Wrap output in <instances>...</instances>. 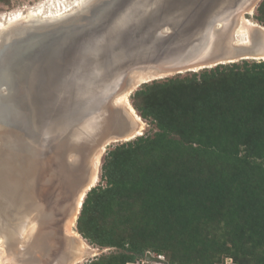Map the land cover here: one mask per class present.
Here are the masks:
<instances>
[{"label":"water","instance_id":"95a60500","mask_svg":"<svg viewBox=\"0 0 264 264\" xmlns=\"http://www.w3.org/2000/svg\"><path fill=\"white\" fill-rule=\"evenodd\" d=\"M256 1L84 0L60 17L5 24L0 33V200L12 217L3 229L7 247L14 244L19 254L17 263H27L31 253L43 262L55 244L63 243L55 232L62 210L46 209L34 197L37 187L51 181L41 176L46 142L56 139L55 156L75 157L68 167L70 183L80 193L87 189L84 197L94 187L87 165L93 150L137 132L128 112L109 108L120 88L134 84L125 75L181 74L260 61L261 30L262 35L259 30L248 34L246 46L234 39L237 20L249 15ZM32 223V241L21 246V233ZM65 245L56 264L72 258ZM145 260L167 264L150 253Z\"/></svg>","mask_w":264,"mask_h":264},{"label":"trees","instance_id":"16d2710c","mask_svg":"<svg viewBox=\"0 0 264 264\" xmlns=\"http://www.w3.org/2000/svg\"><path fill=\"white\" fill-rule=\"evenodd\" d=\"M255 19L264 28V0ZM158 81L133 96L157 132L109 151L106 188H91L81 205L78 234L122 250L89 264H130L146 253L167 264H264V61ZM125 226L138 236L114 242Z\"/></svg>","mask_w":264,"mask_h":264},{"label":"rangeland","instance_id":"374dc122","mask_svg":"<svg viewBox=\"0 0 264 264\" xmlns=\"http://www.w3.org/2000/svg\"><path fill=\"white\" fill-rule=\"evenodd\" d=\"M48 1L49 0H0V16L1 15L2 16H9V15L14 14L15 12L16 13L20 12L22 14V20L26 21L27 19L28 20L30 19L29 16H30L31 11L34 12L39 7L45 5L46 3L48 4ZM261 1L262 0H257L252 5V7L249 8V15L248 14H241L239 20H237V22L235 24V34H234L236 44L245 43L246 41L243 40L244 37H248V34L253 32V31H258V30L260 31L261 30L264 33V28L262 29V26L255 19L256 8ZM72 2H73V0H68L67 2H65V6L68 7ZM48 8H50V7L47 6V7H45V9L43 8L45 11V14L46 13L47 14L48 13H52V14L58 13V10H55V9L50 10ZM44 16L45 15H43L42 17H44ZM262 32H261V35L263 34ZM260 61H262V59ZM260 61H257V62H260ZM199 71L200 70H197L195 72H199ZM189 73H191V72H183L179 75L183 77ZM134 76L128 75V74L125 75V79L129 78V77L134 79L133 80L134 84L133 85L131 84L132 88L131 87L130 88H123L121 86L122 88H120L117 91L115 98L117 99L118 97L124 96L123 94H127L126 100L129 104V106L131 107V109H133V111L135 112V115H137L140 119V122H138V123H136L133 120V125L135 127V131H137V132L140 131L139 132L140 135L135 136L131 140H120L117 142H108L107 145L101 143V144H99L101 146H97L95 148V150H93V152L90 154L89 163L87 162V165L91 166V172H92L91 175H93V173H94L95 162L96 161L98 162V167L96 169L97 172H96V174H94V175H97L98 181L94 185V187L96 188V190H99V191H103L106 188V181L101 178V166H102V163L104 161V157L106 156V154L118 145L126 144L128 142H133L134 140H136L139 137L151 138L157 132V128L155 127V124L152 123L151 120L145 121L142 118H140L138 112L133 107L134 93L136 91L140 90L142 88L143 84L145 83V82L144 83L139 82V84H137L136 79L140 75H134ZM154 77L149 78L150 80L148 79L146 84L149 85L151 83V81H153V80L158 81V80H164L167 78H175V77H178V74L170 73V74H162L160 76H154ZM158 82H161V81H158ZM127 91H129V92H127ZM153 94L157 99L162 100V96L159 97L161 95V90H159V91L157 90V92H154ZM122 101L120 103H118L116 101L115 102L113 101V103L112 102L109 103V108L112 110H118V111L125 112V113L128 112L129 115L132 117V114H130L129 110L126 108L124 102H122ZM56 144H57L56 139L52 138V139L48 140L46 142L45 147H44L43 153L40 156L43 160V164H42V168H41V176H51V178H50L51 181L48 185H45L43 187H41V186L37 187V190L34 193V197L37 200V202L40 203L46 209L54 206V207H57V209L62 210V212H61L62 214L58 212V215H56L57 219L55 220V232H56L57 237H59L58 238L59 241H63L62 244L65 245L66 241L72 242V244H74V245H80V244L84 243L83 246L85 247V249H81V247H79V253L80 254L73 255L70 262L75 261L74 260V259H76L75 257H79V260L73 264H89V262H91L95 259L100 258V260H101L102 258H105L104 256H108L110 253L112 255L119 254L120 252L122 253V250H119V249L102 248V247H98L96 245H91V244H89V242L87 240L83 239L78 234L77 229H76V224H77V219H78L80 211H81V207L79 209V212H78L75 220L73 221L72 226H70L68 224L71 216L74 214L73 211H75L74 207H75V203L77 201L78 195L80 193V188H76L70 182L66 183L67 178L65 176H63V171H66V169L68 171V169L73 167L75 157L72 154H68L65 156L58 155V158H57V156H54ZM100 148H102V149H100ZM58 154H60V152H58ZM93 157L94 158L96 157V158L93 159ZM97 158H98V160H97ZM67 166L68 167L70 166V168H68ZM61 170H63V171H61ZM71 174H72V171L69 170L68 175H71ZM57 175H58V177H57ZM41 178H43V177H41ZM61 180H63V181H61ZM55 184H56V186H55ZM41 196L44 199H42ZM56 196L58 199L56 198ZM85 198H86V195L83 197L81 204L83 203ZM46 199H48V200H46ZM90 199H91L90 202H93L96 200V197L90 196ZM97 216L99 217V215H97ZM66 218H67V220H66ZM99 219H101V220H99L98 224H102V222L105 221L102 219H106V218L105 217L102 218L100 216ZM66 221H67V223H66ZM105 224L110 225V221L106 220ZM69 227H70V229H69ZM29 230H27V232ZM61 230H62V232H61ZM69 230L74 232L77 236L76 237L71 236L68 233ZM61 233H63V234H61ZM136 236H138V230L134 231L129 226H125V227L121 228L119 230V232L116 233V239L114 240V242L120 244L126 240L130 241L131 240L130 238L135 239ZM98 238L102 242L106 239V237L103 234L98 235ZM1 240H3V241H1ZM0 241H1L0 242V264H25V263H23V262H25L24 260H22L21 263H17L18 257L10 255V252H8L9 247L5 246L7 244L5 243L6 241L3 239V237H1ZM29 243L30 242H27L26 245H28ZM24 246H25V244H24ZM86 247H89V249H86ZM16 253L18 254V252H16ZM58 253L59 252L57 250H55L52 253L48 252L47 257H46V259H43V262L38 261L37 258H35L34 255L31 253V255H30L31 259H32L31 263L35 264V262L38 261L37 264H41V263L42 264H56L55 261H56V257H57ZM151 255H153V254L151 253ZM161 257L164 259V261H166L168 259L166 255H164L165 258L163 256H161ZM220 264H235V263H233L231 261V259H229V258H223L222 262Z\"/></svg>","mask_w":264,"mask_h":264},{"label":"bare ground","instance_id":"6f19581e","mask_svg":"<svg viewBox=\"0 0 264 264\" xmlns=\"http://www.w3.org/2000/svg\"><path fill=\"white\" fill-rule=\"evenodd\" d=\"M68 0H49L48 1V4L46 3L45 5H43V6H41V7H39L36 11H31L30 12V16H29V18H42V16L43 15H45L44 17L45 18H56V17H60L61 15H63L65 12H68V11H70V10H72L73 8H75V7H79V5L84 1V0H73V2L68 6V7H66L65 6V2H67ZM46 2V1H45ZM70 2V1H69ZM50 7V8H48V9H50V10H53V9H55V10H58V13H46L45 14V11H44V9H45V7ZM44 8V9H43ZM48 11V10H47ZM28 12V11H27ZM56 12V11H55ZM29 15V14H28ZM16 21H23L22 20V14L20 13V12H15L14 14H12V15H9V16H0V33L1 32H3L4 30H5V24L7 23V24H12L13 22H16ZM256 27V26H255ZM234 39H235V36H234ZM243 40H245L246 42L245 43H240L239 45H242V46H246V44H247V40H248V37H244V39ZM260 59V58H259ZM261 59H264V57H262ZM260 59V60H261ZM257 60V59H256ZM194 71H197V69H194ZM168 74H170V73H168ZM134 75H137V74H134ZM133 75V76H134ZM154 76H160V75H158V74H156V73H154V72H146V73H144V74H142V75H140V76H138L137 77V81H136V83L137 84H139V82H142V83H146L147 81H148V79L149 78H152V77H154ZM135 77V76H134ZM155 78V77H154ZM150 80V79H149ZM132 88V87H131ZM127 92H129V91H127ZM124 96H121V97H118L117 98V100H116V102H118V103H120L122 100V102H124V104H125V106H126V108L129 110V112H130V114H132V118H133V120L136 122V123H138V122H140V119H139V117L138 116H136L135 115V112L133 111V109H131V107L129 106V104H128V102H127V100H126V97H127V94H123ZM140 132V131H139ZM139 132H136V133H134V135L133 136H131V137H129V138H127V139H125V140H131L132 138H134L135 136H138V135H140V133ZM114 142H116V141H114ZM100 149H102V148H100ZM98 151V150H97ZM96 151V152H97ZM101 153V152H100ZM59 155V154H58ZM55 156V155H54ZM58 158V157H57ZM92 158V157H91ZM96 158V157H95ZM94 157H93V159H95ZM56 160V159H55ZM97 160H98V158H97ZM66 161V160H65ZM49 163V162H48ZM62 163V162H61ZM66 163V162H65ZM51 166V165H50ZM55 166V165H54ZM60 167V166H59ZM68 167V166H67ZM97 167H98V162L96 161L95 162V166H94V173H93V175H92V178H91V186H94L96 183H97V181H98V178H97V175H94V174H96V169H97ZM61 168V167H60ZM50 169V168H49ZM55 169V168H54ZM63 169V168H62ZM59 171V170H58ZM61 171H63V170H61ZM58 173V172H57ZM50 174V173H49ZM69 174V169H68V171H67V169H66V171H63V176H65L66 178V183H68V182H70L71 181V175H68ZM51 175V174H50ZM57 177H58V175H57ZM61 181H63V180H61ZM57 182V181H56ZM61 183V182H60ZM55 186H56V184H55ZM71 187V186H70ZM67 189V188H66ZM62 190V189H61ZM87 191V189H85V191H83V192H81L79 195H78V198H77V201H76V203H75V207H74V210L75 211H73L74 212V214L71 216V218H70V223L68 222V224L70 225V226H72V224H73V221L75 220V218H76V216H77V214H78V212H79V209H80V207H81V202H82V199H83V193H85ZM59 192V191H58ZM64 192V191H63ZM71 192V191H70ZM73 192V191H72ZM46 193V192H45ZM58 194V193H57ZM60 194V193H59ZM37 195V194H36ZM43 195V194H42ZM38 196V195H37ZM61 196V195H60ZM41 198H42V196H41ZM56 198H57V196H56ZM42 199H44V198H42ZM58 199V198H57ZM46 200H48V199H46ZM37 201V200H36ZM42 203V202H41ZM49 204V203H48ZM67 204V203H66ZM7 207H8V204L7 203H5V201L3 202L2 200H0V236L1 237H3V239L5 240L6 238H4L5 236V233H6V231H4V227L5 226H7L8 224H10V221L12 220L11 218V216H9V214L6 212L7 211ZM18 219H20V218H18ZM17 220V219H16ZM66 220H67V218H66ZM6 223V224H5ZM66 223H67V221H66ZM65 224V223H64ZM31 225V228H30V230L27 232H25V235L23 234V233H21V235L23 236V238H22V240H21V246H24V244L26 245L27 244V242H31L32 241V237H33V232H34V224L32 223V224H30ZM69 229H70V227H69ZM61 232H62V230H61ZM15 233V232H14ZM14 233L13 234H11V236H10V241L12 240V242H13V240L15 239V237H14ZM68 233L71 235V236H77L74 232H72V231H68ZM61 234H63V233H61ZM1 237H0V239H1ZM59 238V237H58ZM1 241H3V240H1ZM0 241V242H1ZM6 241V240H5ZM79 241V240H78ZM7 243V242H6ZM69 247H68V249H67V251H68V253L70 254H72V256L73 255H75V254H80L79 253V247H81V249H85V247L83 246L84 245V243H82V244H80V245H74V244H72V242H68V241H66L65 242ZM6 247H7V245H5ZM63 246V248L65 249V247H66V245H64V244H55L54 246H53V249H55V250H57V251H61L60 249H61V247ZM8 247H9V251L8 252H10V255H12V256H15V257H18L19 256V254H17L16 252L17 251H15V249L16 248H14V244H12V245H8ZM7 249V248H6ZM49 249V248H48ZM86 249H89V247H86ZM22 250V249H21ZM20 250V251H21ZM48 250H46V252H47ZM46 252H43L44 254L46 253ZM52 253V252H51ZM33 254V253H32ZM94 255V254H93ZM76 259H74L75 261H72V262H70L69 261V264H73V263H75L76 261H78L79 260V257H75ZM78 258V259H77ZM24 261H25V259H23ZM31 256L29 257V260H27V263H25V264H32L31 263ZM37 260H39V259H37ZM64 262V260L63 259H61L60 261H59V263L61 264V263H63ZM24 263V262H23ZM68 263V262H67ZM67 263H65V264H67ZM42 264V263H41Z\"/></svg>","mask_w":264,"mask_h":264},{"label":"built area","instance_id":"2783aa9c","mask_svg":"<svg viewBox=\"0 0 264 264\" xmlns=\"http://www.w3.org/2000/svg\"><path fill=\"white\" fill-rule=\"evenodd\" d=\"M157 257L160 258V259H162V260H164L161 256H157ZM130 264H154V263L147 262L145 260V256H144L141 260H139V261H137L135 263H130Z\"/></svg>","mask_w":264,"mask_h":264}]
</instances>
